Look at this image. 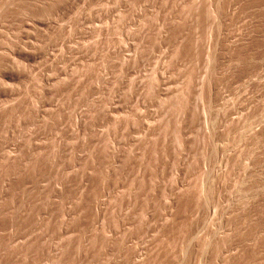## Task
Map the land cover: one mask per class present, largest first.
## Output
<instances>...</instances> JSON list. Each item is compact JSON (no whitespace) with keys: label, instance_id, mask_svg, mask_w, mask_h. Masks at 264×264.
Listing matches in <instances>:
<instances>
[{"label":"rangeland","instance_id":"374dc122","mask_svg":"<svg viewBox=\"0 0 264 264\" xmlns=\"http://www.w3.org/2000/svg\"><path fill=\"white\" fill-rule=\"evenodd\" d=\"M0 264H264V0H0Z\"/></svg>","mask_w":264,"mask_h":264}]
</instances>
